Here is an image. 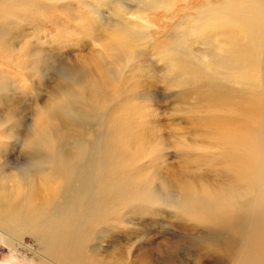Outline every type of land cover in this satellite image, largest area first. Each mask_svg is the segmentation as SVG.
<instances>
[{
    "label": "rangeland",
    "instance_id": "obj_1",
    "mask_svg": "<svg viewBox=\"0 0 264 264\" xmlns=\"http://www.w3.org/2000/svg\"><path fill=\"white\" fill-rule=\"evenodd\" d=\"M185 1L177 0L173 12H168L147 11L127 0L132 11L125 16L138 31L130 68L132 82L130 89L114 100L109 118L120 123L116 145L125 147L124 161L132 170L122 169L115 181H106L100 177V166H92L94 200L89 203L81 198L66 204L81 227L74 261L49 255L44 264H242L245 253L249 264H264V229L256 228L258 220L246 218L239 185L250 153L258 155L259 173L263 174L264 116L256 135H251L254 139L245 136L241 142H233L229 130L240 127L247 132L255 117L247 63L229 72L223 69L226 73L219 76V82L228 85L231 93L215 95L207 86L212 78L198 75L203 83L195 84L186 69L177 70L167 59L168 43L196 62L208 48L215 51L219 45L214 26L204 33L200 28H187L203 1ZM109 3L60 0L54 11L47 0H41L39 9L13 10L0 19V43L5 50L16 47L15 59L8 54L0 59V124L4 125L0 131V182L26 162L24 137L36 111L56 92L64 69L96 63L95 49L102 48L103 39L114 36L111 25L124 15H117ZM89 128L92 136L99 131L96 124ZM123 178L141 186L123 199L110 197ZM39 183L57 190L53 181L40 177ZM187 185L191 186L189 193L185 192ZM216 193L222 197H213L212 203L226 208L218 210L216 219L197 213L192 203V210L185 207L181 201L185 196L212 197ZM62 203L56 193L48 203L37 206L40 218L46 220L43 230L47 237L64 234L57 230V222L71 210L53 216ZM228 232L236 236L227 240L224 233ZM18 236L12 247L14 240L8 242L0 229V264H40V241L32 231ZM233 241L236 245L231 249ZM225 252L232 255L226 258Z\"/></svg>",
    "mask_w": 264,
    "mask_h": 264
},
{
    "label": "bare ground",
    "instance_id": "obj_2",
    "mask_svg": "<svg viewBox=\"0 0 264 264\" xmlns=\"http://www.w3.org/2000/svg\"><path fill=\"white\" fill-rule=\"evenodd\" d=\"M128 1L134 2L133 6L138 5L147 11L166 9L168 12H173L177 2V0ZM202 1L203 3L196 8L198 15L191 17L187 28L190 30L200 28L201 33H204L211 30L210 26H214L218 34V47L214 49L215 51L209 48L203 51L204 53L199 56L200 61L196 62L168 43L165 46L167 59L177 70L186 69L194 78L195 84L203 83V79L198 75L205 74L212 78L207 86L211 94L215 95L231 93L228 85L225 87L219 82V76L226 73L222 70L228 69L229 72L240 68V64L247 63L249 79L254 88L252 98L255 117L251 125L247 124V132L240 127L236 130L235 127L229 130L227 135L237 143L245 136L254 139L251 135H256V131L260 129V118L264 116V0ZM107 2L112 3L114 12L116 5L119 4L115 13L124 15L123 18L118 17L111 25L116 31L114 36L112 35L109 40L103 39L102 48L95 49L99 57L96 63L82 66L83 70L79 66L64 69V75L68 74L70 69L79 73L81 85L71 95H65L48 104L49 97L46 103L41 105L39 114L37 110L32 126L24 137L25 144L35 122L36 140L41 151L24 150L27 152L24 154H28L26 162L5 176L8 182L5 180L0 182V229L8 237V242L14 240L10 245L12 247L16 245L18 235L32 231L42 247L40 264H44L49 255L66 262L74 261L76 253L74 249L81 242V227H77L79 220L66 204L81 198L88 199L89 203L94 200L95 185L90 178L92 166L96 164L100 166V177L106 181H115L122 169L132 170L124 161L125 147L121 144L116 145V141L120 139V123L110 120L109 111L116 97L130 89L132 82L130 68L135 56L133 45L138 37V31L129 25L125 16L132 11L131 3L127 0H104V4ZM94 13L99 15L97 11ZM108 27L110 29V26ZM1 45L0 43V47L5 48ZM6 50L13 53L10 56L15 59L16 47L7 46ZM202 62L205 66L199 64ZM112 84L115 88L113 91L109 89ZM195 94L206 100L200 92L196 91ZM57 104H62L63 107L58 110ZM97 119L101 120L100 123ZM220 121L214 122L221 125ZM90 124H96L99 128L98 133L93 136ZM246 158L249 166L242 171L239 180L242 188L240 197L245 198L241 203L242 209H247L245 216L249 221L256 219L260 222V225L256 224L258 225L256 228L264 229V171L263 174L259 173V158L256 153H250ZM40 177L45 182H55L57 190L45 183H39ZM138 186L141 185L123 178L109 196L117 195L123 199ZM190 191L191 186L187 185L185 192ZM56 193L60 194L63 203L57 205L53 216L65 214L70 210L71 212L57 222L59 225L57 230L62 229L64 234L50 238L43 230L46 220L44 216L40 218L42 213H38L37 206L39 203L41 205L48 203ZM213 197L222 196L219 193L212 197L197 194L190 198L185 196L181 201L185 207L191 209L192 203L197 213L209 219H216L218 210L226 208L215 206L212 203ZM88 206L92 210V206L90 204ZM235 207L239 208L237 205ZM71 224L73 226L68 227ZM7 228L10 234L5 230ZM235 230L237 231V228ZM224 235L227 240H232L236 233L228 232ZM229 244L231 249L236 245L234 241ZM231 255V252H225L226 258ZM249 263L248 254H242V264Z\"/></svg>",
    "mask_w": 264,
    "mask_h": 264
},
{
    "label": "clouds",
    "instance_id": "obj_3",
    "mask_svg": "<svg viewBox=\"0 0 264 264\" xmlns=\"http://www.w3.org/2000/svg\"><path fill=\"white\" fill-rule=\"evenodd\" d=\"M60 2V0H47V4L55 11L56 5ZM115 12L117 10V6ZM41 7V0H0V19L5 18L10 12L13 10H20V11H32L39 9ZM5 54L12 55L13 53L5 50L4 48L0 47V59H6ZM81 69L83 70L82 66ZM79 73L69 70L68 74L61 76L57 83H56V92L50 96L49 103H53L57 99L62 98L65 95H71L74 93L78 86L81 85L78 79ZM46 105V107L48 106ZM57 109H61L63 107L62 104H57ZM39 114V109H38ZM4 125L0 124V131H2ZM24 149L28 152L32 151H41L38 141L36 140V132H35V122L30 132L29 136L27 137Z\"/></svg>",
    "mask_w": 264,
    "mask_h": 264
},
{
    "label": "water",
    "instance_id": "obj_4",
    "mask_svg": "<svg viewBox=\"0 0 264 264\" xmlns=\"http://www.w3.org/2000/svg\"><path fill=\"white\" fill-rule=\"evenodd\" d=\"M3 251V247L0 246V253Z\"/></svg>",
    "mask_w": 264,
    "mask_h": 264
}]
</instances>
